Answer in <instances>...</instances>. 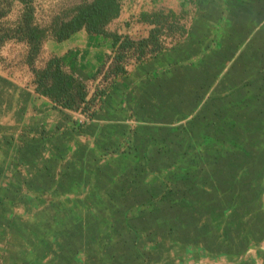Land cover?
Masks as SVG:
<instances>
[{
    "label": "crops",
    "instance_id": "0c3cea01",
    "mask_svg": "<svg viewBox=\"0 0 264 264\" xmlns=\"http://www.w3.org/2000/svg\"><path fill=\"white\" fill-rule=\"evenodd\" d=\"M0 8L7 28L26 5ZM158 12L185 32L131 49L89 118L38 92L25 40L0 47V264H264V0H122L108 30L146 38ZM114 49L82 29L35 65L91 97Z\"/></svg>",
    "mask_w": 264,
    "mask_h": 264
},
{
    "label": "trees",
    "instance_id": "16d2710c",
    "mask_svg": "<svg viewBox=\"0 0 264 264\" xmlns=\"http://www.w3.org/2000/svg\"><path fill=\"white\" fill-rule=\"evenodd\" d=\"M23 1L26 9L16 24L7 28L0 26V47L8 38L25 40L30 46L28 62L35 74L38 92L51 98L55 105L82 109L90 117L96 113L97 107L102 104L104 96L115 85L118 77L127 72L126 61L131 49H134L137 58L143 61L149 50L159 53L165 48L162 38L166 34V26L170 30L180 29L185 32L184 27L175 23L176 16L163 12L153 15L152 21L156 26L146 38L135 39L129 35L110 32L108 25L121 14L122 0H80L55 14L49 25H42L35 18L34 0ZM5 14L6 11L0 8V16ZM170 19H173V23H170ZM82 29L91 34H102L114 39V54L109 57L113 58L112 63L91 97L88 81L68 70L60 56H52L42 67L35 65L46 39L63 41ZM105 65H101L92 77H96Z\"/></svg>",
    "mask_w": 264,
    "mask_h": 264
},
{
    "label": "rangeland",
    "instance_id": "374dc122",
    "mask_svg": "<svg viewBox=\"0 0 264 264\" xmlns=\"http://www.w3.org/2000/svg\"><path fill=\"white\" fill-rule=\"evenodd\" d=\"M9 2V0H5ZM80 0H34L35 6L39 9L38 22L45 25V23L50 20L60 12L61 10L75 5ZM42 22V23H41ZM50 23L46 24L49 25Z\"/></svg>",
    "mask_w": 264,
    "mask_h": 264
},
{
    "label": "built area",
    "instance_id": "2783aa9c",
    "mask_svg": "<svg viewBox=\"0 0 264 264\" xmlns=\"http://www.w3.org/2000/svg\"><path fill=\"white\" fill-rule=\"evenodd\" d=\"M87 117L89 118L90 116L86 113Z\"/></svg>",
    "mask_w": 264,
    "mask_h": 264
}]
</instances>
